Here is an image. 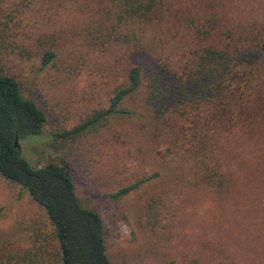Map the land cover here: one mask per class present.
Instances as JSON below:
<instances>
[{
    "label": "rangeland",
    "instance_id": "374dc122",
    "mask_svg": "<svg viewBox=\"0 0 264 264\" xmlns=\"http://www.w3.org/2000/svg\"><path fill=\"white\" fill-rule=\"evenodd\" d=\"M48 2L0 0V25L14 17L6 43L20 47L1 51L0 72L17 79L47 119L39 137L19 142L35 166L57 162L51 136L106 108L136 62L146 79V69H178L226 32L237 37L254 28L264 35V0H164L163 21L147 29L152 48L137 60L120 42L103 45L115 18L108 1ZM47 49L56 57L44 66ZM260 70L255 85L261 100L247 101L214 140L225 190L182 180L174 159L164 163L152 151L138 120L111 121L70 145L77 196L101 214L111 264H264V64ZM131 107L144 112L139 102ZM155 172L159 177L140 190L114 197ZM152 204L150 219L144 213ZM0 208V264H20L34 240L50 232L49 221L27 191L1 176Z\"/></svg>",
    "mask_w": 264,
    "mask_h": 264
},
{
    "label": "trees",
    "instance_id": "16d2710c",
    "mask_svg": "<svg viewBox=\"0 0 264 264\" xmlns=\"http://www.w3.org/2000/svg\"><path fill=\"white\" fill-rule=\"evenodd\" d=\"M48 1L55 4L66 0ZM106 1L115 18L103 45H109L111 40L120 42L130 50L126 55L137 60L145 58L152 48L145 40L147 29L163 21L164 0ZM13 22L11 14L8 23L0 25V53L20 48L15 42L6 43L13 35ZM212 30L205 34L211 37ZM241 30L237 37L226 32L225 38L210 39L178 69H146V79L143 67L136 62L110 96L106 108L94 111L72 129L51 136V149L58 154V160L45 166L30 163L15 147V141L39 137L47 122L46 115L22 94L15 77L0 72V176L27 191L45 212L51 227L49 233L34 240V247L18 263L111 264L101 214L79 200L70 161V145L98 133L111 121L138 120L141 130L151 136L152 151L164 163L174 159L175 171L182 180L227 189L228 180L220 172L214 140L226 124H233L236 114H243L247 101H259L262 97L255 83L262 76L264 35L254 28ZM55 57L54 51L43 50V65L50 64ZM137 102L143 113L132 109ZM145 120H149V126ZM158 177L157 172L147 175L121 188L114 197L130 195ZM154 210V205H149L144 214L151 219Z\"/></svg>",
    "mask_w": 264,
    "mask_h": 264
},
{
    "label": "water",
    "instance_id": "95a60500",
    "mask_svg": "<svg viewBox=\"0 0 264 264\" xmlns=\"http://www.w3.org/2000/svg\"><path fill=\"white\" fill-rule=\"evenodd\" d=\"M15 147L20 150V145H19L18 139H16V141H15Z\"/></svg>",
    "mask_w": 264,
    "mask_h": 264
}]
</instances>
